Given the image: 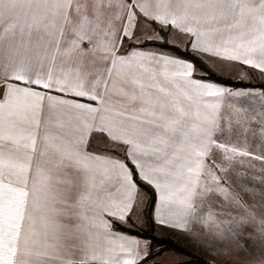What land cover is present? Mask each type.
Here are the masks:
<instances>
[{"label":"snow or ice","instance_id":"obj_1","mask_svg":"<svg viewBox=\"0 0 264 264\" xmlns=\"http://www.w3.org/2000/svg\"><path fill=\"white\" fill-rule=\"evenodd\" d=\"M240 2L162 0L185 11L148 15L135 0H40L53 23L38 25L14 15L32 0H0V264H116L86 251L96 239L84 228L89 219L105 239L129 246L123 264H148L150 253L140 256L123 228L141 190L153 194L150 222L155 213L173 230L204 226L199 201L212 190L205 181L224 183L218 173L232 155L251 153L231 144V116L209 103L225 90L203 65V75H194L198 58L169 38L175 33L188 49L264 72L257 62L264 52L238 54L237 22L223 11L189 23L187 8L238 10ZM113 96L124 105L110 104ZM258 127L252 135L264 153V124ZM205 141L211 173L199 174L204 187L178 194L175 173L201 158L184 148ZM173 214L170 223L165 217Z\"/></svg>","mask_w":264,"mask_h":264},{"label":"rangeland","instance_id":"obj_2","mask_svg":"<svg viewBox=\"0 0 264 264\" xmlns=\"http://www.w3.org/2000/svg\"><path fill=\"white\" fill-rule=\"evenodd\" d=\"M169 39L171 44L190 52L187 46H178L174 36H170ZM198 57L215 75L232 82L228 85L217 83L225 90L224 95L218 100L215 98L209 100V103L218 104L219 111L225 119L231 116L235 124V132L229 138L231 144L248 150L251 155L246 157L232 155L231 158L234 160L227 165L228 170L218 173L224 183L216 185L210 179L205 181L206 186L212 190L199 201L204 213L201 221L203 227L188 225L190 229L188 231L173 230L171 227H162L155 218L156 214H153L154 236L170 239L184 251L161 246L151 248L150 239L135 235L131 238L136 239L140 256L156 251L148 264H188V261H204L209 264H264V159L255 158L264 153H261L262 149L252 135L253 129L260 130L258 127L260 122L264 124V76L249 79L243 69L238 67L230 71L236 75L235 77L229 78L224 74L222 76L211 69L210 64L200 56ZM194 75L200 76L203 73L196 67ZM236 93L240 95H235ZM207 144L208 141H205L203 146L192 145L184 148V151L194 156L199 155L201 158L184 161L183 170L175 173L179 181L175 188L178 194L185 197L195 196L197 187H204L199 183V174L211 173L210 166L203 159L209 151ZM214 155L216 163L224 165L220 153ZM147 197L146 191L141 190L138 193L131 221L124 226L134 230L145 227L144 211ZM173 218L174 214L165 217L170 223ZM84 228L96 237L94 244L89 245L86 251H93L100 258L113 259L116 262L131 258L127 256L129 253L127 244L121 246L119 245L121 241L111 242L103 237L98 221L89 219L85 222ZM83 238L85 237L82 236ZM132 254L135 255L134 250Z\"/></svg>","mask_w":264,"mask_h":264},{"label":"crops","instance_id":"obj_3","mask_svg":"<svg viewBox=\"0 0 264 264\" xmlns=\"http://www.w3.org/2000/svg\"><path fill=\"white\" fill-rule=\"evenodd\" d=\"M33 4L28 5L21 3L15 9L14 15L20 20H28L30 23L35 24H51L53 23V17L51 13L46 10L42 5L38 3L40 0H32ZM135 2L145 11L148 15H153L157 9L167 7L171 12L183 13L185 6L172 3L171 5L162 4V0H135ZM236 6L229 4L223 9L215 8H187L189 16V23L195 19L203 23L208 15L219 16L221 11L228 18L229 22L235 20L237 23L233 28L234 41L236 46L240 49L239 55L241 58H251L253 51L264 52V7L253 6V0H241L239 9L235 10ZM145 34L150 33V29L144 28ZM154 35V33H152ZM177 39L175 43L178 46H187V40L179 35L173 34ZM255 46V47H254ZM190 52L200 56L204 61L210 64L211 69L216 73L226 77H235V74L230 73L232 69L241 68L246 73L247 78L255 76H264V72L254 69L250 66L243 65L241 62H228L225 60L211 58L208 55H204L199 51L190 49ZM258 63L264 65V58L258 59ZM111 87V85L109 86ZM109 103L119 108L124 105V101L118 97H111ZM95 198V197H93ZM116 264H123V261H118Z\"/></svg>","mask_w":264,"mask_h":264},{"label":"trees","instance_id":"obj_4","mask_svg":"<svg viewBox=\"0 0 264 264\" xmlns=\"http://www.w3.org/2000/svg\"><path fill=\"white\" fill-rule=\"evenodd\" d=\"M188 54H189V56L197 57L198 60H199V63L196 65V67L200 69V66L203 65L204 68H207L208 71L210 73H212V75L216 78V82L217 83H222V84H226V85L232 83L229 79H225L223 77L215 75L207 67V65H205V63L198 56H196L195 54H193V53H191L189 51H188ZM146 192L148 193V197H147V200H146L145 211H144V214H145V227L142 228V229H139V230H134V229H130V228H128V227L123 225L124 230L127 233H130L132 235L150 239L151 240V245H150L151 248H153L154 246H161L162 248H178V250H183L182 248L177 247V245H175L170 239L163 238V237H155L154 236L153 233H154V228H155L154 225L155 224H154L153 220L150 222L149 218H148L149 209L152 208V197H153V194H152L151 191H146ZM155 253H156V251H152V252H150V255L152 256ZM195 262L199 263V264H209V263L204 262V261H199V262L195 261ZM195 262L194 261H188L187 263L188 264H193Z\"/></svg>","mask_w":264,"mask_h":264}]
</instances>
